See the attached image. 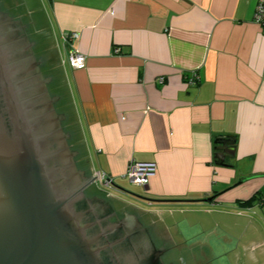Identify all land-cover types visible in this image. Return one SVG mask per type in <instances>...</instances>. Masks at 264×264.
<instances>
[{
	"label": "crops",
	"instance_id": "1",
	"mask_svg": "<svg viewBox=\"0 0 264 264\" xmlns=\"http://www.w3.org/2000/svg\"><path fill=\"white\" fill-rule=\"evenodd\" d=\"M16 1L41 48L52 43L92 168L111 176V196L146 216L158 247L204 248L210 264H264L258 0ZM73 32L82 69L63 39ZM219 137L233 142L224 165L214 158ZM132 162L156 164L137 185L146 209L119 195ZM176 213L182 220L167 223Z\"/></svg>",
	"mask_w": 264,
	"mask_h": 264
},
{
	"label": "water",
	"instance_id": "2",
	"mask_svg": "<svg viewBox=\"0 0 264 264\" xmlns=\"http://www.w3.org/2000/svg\"><path fill=\"white\" fill-rule=\"evenodd\" d=\"M1 2L7 23L13 21L10 13L15 25L28 30L27 36L21 27L12 35L0 25V264H168L165 255L160 257L164 248H145L133 237L122 243L124 238L113 236L124 226L116 213L111 223L97 218V200L85 195L96 176L80 182L40 76L37 28L16 0ZM31 41L40 46L35 57L28 49L22 58L19 44L31 47ZM232 144L228 137L215 140L217 164L233 155ZM216 196L197 202L211 203ZM173 253L182 264H210L204 248Z\"/></svg>",
	"mask_w": 264,
	"mask_h": 264
},
{
	"label": "flooded vegetation",
	"instance_id": "3",
	"mask_svg": "<svg viewBox=\"0 0 264 264\" xmlns=\"http://www.w3.org/2000/svg\"><path fill=\"white\" fill-rule=\"evenodd\" d=\"M2 7V2L0 0V25L1 26H5L8 30L9 33L12 35H16V33L18 32V28H20L25 35L27 36V26L22 24V26H17L15 25V23L13 22L15 19V17L9 13V15L11 16V18L13 19V21H10L7 23V20L4 16V11L1 10ZM8 13V12H7ZM30 40V39H29ZM32 46L31 47H27L26 45H24L23 43H20V48L22 47V51L23 53H21L22 58H26L27 54H28V49L30 52H32V54L35 57V52L37 51V48L40 47L39 44L37 43V41H31ZM39 65L38 68L40 70L41 73V78L44 81V86L46 89V92L51 100V106L53 108V110L55 111L57 117H58V124L59 126L62 128L66 138H65V142L67 143L69 150L73 153L72 156V160L75 164L76 169L78 170V176L80 178V182L84 183L87 182L91 179V174L87 173L85 171V167H83V169L81 168H77V162H76V156L78 155V151L73 150L70 148L68 141H72L73 139V130L70 131H64V127H67L68 125V121H69V113L68 110L66 108V101L64 99L62 92V88H61V84L58 81V79H56L53 74H50V72H47V68L49 65L46 62L45 59H42V57L40 59H38ZM45 72V73H43ZM44 74V75H43ZM84 159V158H83ZM93 186V183H89L88 186L86 187L85 190L91 188ZM111 198V201H113V204L107 200L98 198L97 196H88L89 198H94L97 201L94 203L95 204V214L97 216V218H99V220L102 221V223H111L113 221V216L114 214L117 216V212L120 210L122 217L119 218L120 221L123 222L124 226L121 229L120 233H117V231H114V233L112 234L113 236L121 237L124 238L122 240V243H127L125 242L127 239L130 238H134L135 240H137L139 243L143 244L145 246V248L147 247L148 249L153 246H155V242H158L157 239H154L152 234L150 233V231H148L150 228L146 229V228H140V225L137 224V221L140 222L139 220H137L136 215H132L130 214L127 210V208H131L132 207L130 205H128L127 202L117 199L116 197H113L111 195H109ZM119 208V209H118ZM117 210V211H116ZM154 224V223H153ZM162 243H166V241L162 240ZM173 251H175L172 247H168L165 248V251L162 255H160V257L162 256H166L169 260L168 264H182V259L180 257L177 256V254H174ZM158 264H163V262H160Z\"/></svg>",
	"mask_w": 264,
	"mask_h": 264
},
{
	"label": "rangeland",
	"instance_id": "4",
	"mask_svg": "<svg viewBox=\"0 0 264 264\" xmlns=\"http://www.w3.org/2000/svg\"><path fill=\"white\" fill-rule=\"evenodd\" d=\"M54 40L56 42V45L58 46V43H59L58 37H55ZM41 54H42V56H41L42 59H45L48 64H50V65L52 64V72H53L52 74H54L53 76H55L56 79H58V77L64 79V76L62 75V72L60 70V65L58 64V61L56 60L54 49L52 47V43L50 40H48V44L45 47L41 48ZM43 73H45V72H43ZM64 82H65V80H64ZM65 88L66 89H63V90H64V94L66 95L68 92L66 83H65ZM67 96H68V94H67ZM66 108H67L68 112L71 111V117L73 115V118L70 117L67 127H64V131L73 130V139H72V141L69 140L68 144H69L71 149L78 151V155L75 158L76 162H77L76 163L77 168L83 169V167H85V171L87 173L91 174V176H93V173L95 170L92 168V165H91V164H93V162L90 164V162L88 160L86 145L84 143L81 131L79 130V126L77 124L75 113H74V110H73V107H72L70 101L66 105ZM76 130H78V133H79L77 136L75 135ZM119 187H121L123 190H126L130 194L139 195L141 197L147 198L145 195L142 194V188L137 186L136 184L130 182L127 177H125V179L123 180V184L119 185ZM113 190H115V188L111 189V188H107L101 184L93 183V186L91 188L85 190V195L89 196V197L90 196H97L98 198L107 200L113 204V201H111V198L109 196L110 195L109 193H112ZM119 195L122 199H124L126 201H130V200H132L133 202L135 201L142 208L146 209V207H147V204H146L147 201L146 200H140V199L134 198V197L127 195V194H124V193H120ZM126 210L130 214L136 215L137 220H139L141 222V227L144 228V226L148 225L147 224V218L144 214H142L140 212L137 213L134 210H132L131 208H127V207H126ZM117 215L119 216V218L122 217L120 210L117 212ZM183 217H184L183 214L176 213L172 217L166 215L164 219L167 221V223H169V222L172 223V222H174L175 219L182 220ZM155 244L157 246L160 245L159 241L155 242Z\"/></svg>",
	"mask_w": 264,
	"mask_h": 264
},
{
	"label": "built area",
	"instance_id": "5",
	"mask_svg": "<svg viewBox=\"0 0 264 264\" xmlns=\"http://www.w3.org/2000/svg\"><path fill=\"white\" fill-rule=\"evenodd\" d=\"M253 21L260 25L264 30V0H258L255 6ZM78 37L76 32L64 33L63 39L69 47L70 52V64L75 69H82L85 66V56L73 47V40ZM159 80L162 81L160 78ZM156 164L154 162H132L129 164L125 177L130 182L145 186L148 184L149 178L155 174ZM95 184H101L107 188H113V179L110 175L101 170H94L93 177Z\"/></svg>",
	"mask_w": 264,
	"mask_h": 264
},
{
	"label": "trees",
	"instance_id": "6",
	"mask_svg": "<svg viewBox=\"0 0 264 264\" xmlns=\"http://www.w3.org/2000/svg\"><path fill=\"white\" fill-rule=\"evenodd\" d=\"M49 66L48 67H46L47 69V72H50V74H52L53 72H52V64L50 65V64H48ZM54 75V74H53ZM55 77V76H54ZM63 77V76H62ZM58 81L60 82V84H61V88H62V94H63V96H64V99H65V101H66V104H68V102L70 101V99H69V96H67V94L65 95L64 94V90L63 89H66L65 88V82H64V79H62V78H59L58 77ZM66 91V90H65ZM69 113V118L71 117V111H69L68 112ZM71 118H73V115H72V117ZM78 124V123H77ZM80 130V129H79ZM79 133H78V130H76L75 131V135L77 136Z\"/></svg>",
	"mask_w": 264,
	"mask_h": 264
}]
</instances>
